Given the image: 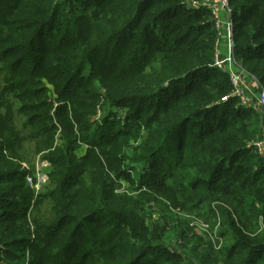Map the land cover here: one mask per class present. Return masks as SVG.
<instances>
[{"label":"trees","instance_id":"trees-1","mask_svg":"<svg viewBox=\"0 0 264 264\" xmlns=\"http://www.w3.org/2000/svg\"><path fill=\"white\" fill-rule=\"evenodd\" d=\"M181 2L0 0V244H32L31 264H264V116L221 102L211 12ZM229 2L236 59L264 87V0ZM5 131L46 153L39 199ZM198 216H221L220 236Z\"/></svg>","mask_w":264,"mask_h":264},{"label":"built area","instance_id":"built-area-1","mask_svg":"<svg viewBox=\"0 0 264 264\" xmlns=\"http://www.w3.org/2000/svg\"><path fill=\"white\" fill-rule=\"evenodd\" d=\"M181 4L188 9H208L211 12L215 29L218 32V39L215 46V67L223 71H229L232 85L231 91L221 98V102L225 103L231 98H238L240 105L249 107L251 104L250 99L256 97L264 116V87L255 76L242 67L235 56L233 32L235 21L229 0H182ZM225 34L229 37L230 42V54L227 58L223 57L221 53V39ZM261 134L262 138H256L252 146L264 156V128ZM29 182L33 186L32 179L29 178ZM34 187L39 189V183L34 185ZM192 225L196 227V221ZM196 230L199 231L198 229ZM258 231L264 233V215L259 219ZM199 232L218 237L215 230ZM217 239L215 243L220 248L222 246L219 245V241L222 239L220 237Z\"/></svg>","mask_w":264,"mask_h":264},{"label":"rangeland","instance_id":"rangeland-1","mask_svg":"<svg viewBox=\"0 0 264 264\" xmlns=\"http://www.w3.org/2000/svg\"><path fill=\"white\" fill-rule=\"evenodd\" d=\"M221 50H222L223 55H226L225 51L223 50V47H221ZM239 63L241 64V62H239ZM3 87H4V85H2L1 88H3ZM48 87L51 90L53 89V87H51L49 85H48ZM250 102L251 103L258 102V100L256 99V97H253L250 99ZM155 105H156V103L147 104V106H146L147 114L150 113L151 108H153ZM128 113H129V110H124V118L126 117L125 114H128ZM6 117H8V115H6L5 107L0 106V129L4 128V126H5L4 120ZM261 132L258 134L257 138H262ZM3 137H7V138H5L6 141L7 140L9 142L11 141L12 148H14L13 145L16 142L18 144H22V147L17 152V153L22 152V156L17 158L18 162L21 161V162H19L21 164V166L28 169L29 171H36V173H39V175H38L39 187L42 184L44 186V188L41 189V192L39 191L40 194L38 195V197H37V194L35 193L34 200L36 198L39 199L41 197V194L46 192V190H47L46 187L48 186V180H47V174H46L47 167L44 168L45 166H47V162L43 161L46 153L45 152L39 153L37 155H35L34 153L31 154L30 153V151H31L30 143H28V142L27 143H20V141H19L20 137L12 138V137L8 136V132H6V131L4 132ZM1 140L2 139H0V141ZM23 152H26V153H24V155H23ZM81 152H84V150L82 149ZM84 154H85V152H84ZM9 156H10V153H9ZM18 162L11 160V159L7 160V165H6L5 169L11 170L13 167L15 169L17 167ZM33 165H35V166H33ZM29 178L33 179L32 176H28L27 182H29ZM136 183H138V181ZM131 185H133V184H130V183L127 184L126 182H123V188L124 189L131 187ZM19 193L22 195V197L25 196V199L27 197L30 198V196H31V192L27 188H25L23 191H20ZM21 201H18V203L22 206L28 205L30 203V202H25V201L21 202ZM33 207H34V204H32V202H31L30 208L32 209ZM31 209H29V210L27 209L26 213H30ZM14 213L20 214L17 209H16V211H14ZM193 215L196 216L195 214H193ZM206 218L207 217L204 218L202 216L201 217L198 216V218H187V220L189 221V219H190V220L196 221V225H195L196 229H198L201 232H209L210 230H215V233H217L220 236V234H219V232H217V230L219 231V229L221 227L220 223H222L224 221L223 218L221 216H217V220H215V219H209L208 220ZM172 237H173V235L169 236L168 239H166V240H170ZM221 239L222 240L219 241V245H221L222 247L231 246L233 243L232 239L229 236L222 237ZM31 245L21 246L19 244H13L12 246L8 247V245H6V244H0V255L4 259L2 264H31V261L34 259L35 255L37 257H39V260H40V256L36 252L35 247L31 246Z\"/></svg>","mask_w":264,"mask_h":264},{"label":"crops","instance_id":"crops-1","mask_svg":"<svg viewBox=\"0 0 264 264\" xmlns=\"http://www.w3.org/2000/svg\"><path fill=\"white\" fill-rule=\"evenodd\" d=\"M221 47H223V50L226 53V55H223L222 50H221L223 57L227 58L228 55L230 54V42H229V37L226 34L221 39ZM256 104H258V102Z\"/></svg>","mask_w":264,"mask_h":264}]
</instances>
